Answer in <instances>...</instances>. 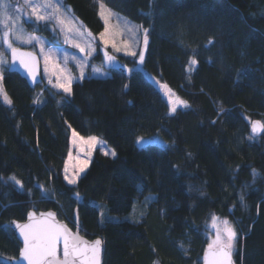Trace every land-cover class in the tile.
<instances>
[{
    "label": "trees",
    "instance_id": "1",
    "mask_svg": "<svg viewBox=\"0 0 264 264\" xmlns=\"http://www.w3.org/2000/svg\"><path fill=\"white\" fill-rule=\"evenodd\" d=\"M66 1L92 31L104 27L101 2L148 29L144 67L188 107L171 113L158 83L137 68L110 66L109 76L73 82L69 96L6 67L0 226L9 227H0V264L21 247L13 220L33 208L101 235L102 264H201L208 219L224 215L237 228L238 264H264V130L252 132L255 119L264 123V0ZM71 127L117 151L95 149L75 185L63 172ZM155 134L169 145L137 143ZM97 200L121 218L102 219Z\"/></svg>",
    "mask_w": 264,
    "mask_h": 264
},
{
    "label": "snow or ice",
    "instance_id": "2",
    "mask_svg": "<svg viewBox=\"0 0 264 264\" xmlns=\"http://www.w3.org/2000/svg\"><path fill=\"white\" fill-rule=\"evenodd\" d=\"M25 5L31 8V15L35 17L33 23L38 22H51L55 19L58 25H61L60 31L62 33H72L74 30V26L71 21H66L62 19L61 16L57 15L60 12L58 6L53 5L51 0H41L40 3H34L33 0H25ZM11 6V0L8 3H4L0 6V17H2V23L5 27H10L13 23L12 17L8 14V8ZM41 7L52 8V12L47 15L39 14V9ZM104 4L100 5V13L99 15L104 19L105 30L100 33V39L103 41L104 45L107 46L111 43L112 48L117 52L121 51V48L117 46L114 37L106 38V34L109 33V20L112 15L111 9L108 10V14L106 15L104 11ZM17 30H22L21 26H17ZM54 35H56L55 26L50 29ZM77 34L83 36V33L79 32V29H75ZM91 34L89 33V36ZM19 38V37H18ZM32 41H36L41 45V53L43 54L44 63H45V73L49 71V64H51L52 75L56 76V83L53 85L54 88L62 89L65 94L69 96L72 94V84L74 81V77L67 72L65 68L61 67L58 63L55 62V53L50 48L48 51L44 50V41L40 37L30 35L26 41V43H31ZM0 42L7 46L8 49L11 50L12 60L19 61L20 66L26 71V74L32 79V81H36L37 79V58L34 53H25L21 52L18 48L12 46L11 41L9 40V31H4L3 36L0 37ZM64 43H71L73 47L79 48L81 53H86L85 60H77L75 56H72L71 59L75 60L77 66L80 68V76L75 78L77 82L84 78H87L84 72V67L87 64V57L92 56L93 52L96 51L95 48H92L89 44L87 49L82 47L79 43L74 40L69 39V36L65 34ZM143 43L145 47L148 44V29H144ZM211 43V41L209 42ZM128 48V44L125 43V50ZM132 56H136L137 53L132 51L129 53ZM104 58L110 64L115 60V57L109 55L107 51L104 52ZM69 57L67 54L64 56L65 63H67ZM139 61L142 64L144 61V52L141 51L139 53ZM4 59L0 56V63H4ZM192 64H196V60L193 59L191 61ZM14 65L11 66V69L14 70ZM98 71V70H95ZM3 76L0 74V81H2ZM49 83H52L51 76L49 77ZM127 87V85H125ZM166 88L167 85H164ZM170 91V90H169ZM0 95H3L5 101L7 103H11V101L7 98V94L3 91L2 87H0ZM169 103L171 104L170 112L175 113L177 111V105H183L184 107H188L186 101L178 100L173 101L169 96ZM260 130H264V123L260 121L252 122V131L258 132ZM78 138V140H77ZM99 139L96 136H89L85 139V137L80 136L73 129V144L79 143L81 149H87L85 153L86 156L90 158L92 150L99 143ZM137 143L139 145L147 146V145H161L164 146L162 141L159 140L158 137L144 139L139 138ZM166 147V146H164ZM105 155H112L113 157L116 155L115 151H111L109 153L107 150L104 151ZM71 152L69 153V159H71ZM88 159H80L79 166L74 168L71 175L68 174V165L65 164V176L64 179L70 185H75L78 182L80 174L84 172V170L88 167ZM11 180L15 181L17 185H20L21 182L16 180V178L10 177ZM43 198H48L47 194ZM79 199V197H77ZM243 199V197H241ZM29 223L20 224L19 222L14 223V229H18L20 235L23 237L24 247L20 250V255L24 260L27 261V264H100L99 256H100V246L101 241L99 239L94 242H89L78 234L72 233L70 229L67 228L66 225L55 222L54 213L41 214V218L37 219L36 214L34 212H30ZM212 227L216 230L215 238L208 243L207 251L205 252L204 260L205 264H232V251L234 249L235 241L237 239V231L236 229L227 221L224 220V227L221 229L217 225V217L212 216ZM0 227L7 228L9 225H3ZM62 244L63 247V258L58 256V247Z\"/></svg>",
    "mask_w": 264,
    "mask_h": 264
},
{
    "label": "rangeland",
    "instance_id": "3",
    "mask_svg": "<svg viewBox=\"0 0 264 264\" xmlns=\"http://www.w3.org/2000/svg\"><path fill=\"white\" fill-rule=\"evenodd\" d=\"M9 0H0V6H2L4 3H8ZM34 3H40L41 0H33ZM51 3L53 5H56L59 7L60 12L57 13V15L61 16L62 19H65L66 21H71L72 25L74 26V30L72 33H62L60 31L61 25H58L54 20L51 22L45 24V22H38L33 23L31 21L35 20V17L31 15V8L25 5V0H11V6L8 8V14L12 17L13 23L10 25V27H5L2 23V17H0V37L3 36L4 31H9V40L12 43V46H24L27 48H31L35 51H37L41 58V67H42V75L44 78V81L49 83V77L51 76L52 83L50 85H54L56 81V76L52 75V68L51 64H49V71L48 73H45V63L43 54L41 53V45L40 43H37L36 41H32L31 43H26L28 37L30 35L40 37L42 41H44V50L48 51L50 48L55 53V62L58 63L61 67L65 68L67 72H70V74L74 77V81H77L75 78H78L80 76V68L77 66V63L75 60H72L71 57L75 56L77 60H85L86 53H81L79 48L73 47L71 43H64V36L67 34L69 36V39L74 40L75 42L79 43L82 47H85L87 49L88 45L90 44L92 48H95L96 51L93 52L92 56L87 57V64L84 67V72L86 77L87 76H99V77H106L111 74L110 66L111 64L107 62L104 58V52L107 51L109 53H121L125 55H130L129 53L132 51H135L137 53L136 56H133L135 58V64L128 67L127 72H131L133 69H141L144 71V73L154 82L158 83L160 88L162 89L166 99L169 102V96L173 101H186L185 99L181 98L176 91H174L168 84L166 83H159L154 76L144 67V61L142 64L139 61V53L141 51L144 52V58L146 54V48L145 45L141 43L142 35L144 36V29L145 27L142 24H139L138 22L128 18L127 16L123 15L119 11L111 8L110 6L106 5L104 2H101L104 4L105 8L104 11L106 15L108 14V10L111 9V17L109 20V33L106 34V38H113L115 39V42L118 47L121 48V51L117 52L115 49L112 48L111 43H109L107 46L104 45L103 41L100 39V33L105 30V24L104 27L99 31H92L80 18H78L72 11L71 5L66 0H51ZM100 3V5H101ZM100 7H99V13H100ZM52 12V8H45L41 7L39 9V14L41 15H47ZM102 18V17H101ZM103 23L104 19L102 18ZM43 24V27L40 28V26ZM17 26H21L22 30H17ZM28 26H31L32 28H28ZM55 26L56 28V35L53 34V32L50 30ZM75 29H79L80 33H83V36H80L77 34ZM89 33L91 34L89 36ZM19 37V38H18ZM125 43L128 44V48L125 50ZM10 49L7 48L6 45H4L2 42H0V56L3 57L4 63H0V74H4V69L9 66V52ZM67 54L69 57L67 63H65L64 56ZM132 56V55H130ZM98 70V71H95ZM73 85V84H72ZM164 85H167L165 88ZM0 87H2L3 91L7 94L3 79L0 81ZM62 90V89H59ZM170 90V91H169ZM63 91V90H62ZM0 98L5 102V99L3 95H0ZM7 98L10 100V97L7 94ZM11 101V100H10ZM187 102V101H186ZM9 104V103H7ZM169 106L171 108V104L169 103ZM183 106L178 104L177 108ZM73 129L79 133L80 136L85 137V139L89 136H96V135H83L80 132H78L75 128L71 127V133H70V152H71V159H69V154L66 158V162L68 165V174L71 175L74 168L79 166V160L80 159H88L90 165V162L93 158V154L95 149H100L103 153L105 150H107L109 153L111 151H115L117 154L116 149L109 145L104 139L101 137H98L99 143L96 145V147L92 150L90 158L86 156L87 149H81L79 143L73 144ZM158 137L160 141H162L164 146L169 145V141L161 136L160 134L155 135H142L139 138L149 139ZM78 140V138H77ZM69 152V153H70ZM110 155V154H109ZM112 156V155H111ZM88 168V167H87ZM87 168L84 170V172L87 170ZM65 169V166H64ZM63 169V172H64ZM82 172L80 176L84 173ZM65 176V172H64ZM80 178V177H79ZM96 204L98 205L100 209V215L101 218H112V219H120L121 216L118 214H111L107 210V206L104 200H97ZM212 216L217 217V225L222 229L224 227L223 221L227 220L237 231L235 223L229 219V217L219 214H212L207 222V236H208V243L211 242L212 239L215 238L216 230L212 227ZM122 217H128L131 218L132 215L127 214ZM236 242V241H235ZM235 249V245H234ZM233 249V250H234Z\"/></svg>",
    "mask_w": 264,
    "mask_h": 264
},
{
    "label": "water",
    "instance_id": "4",
    "mask_svg": "<svg viewBox=\"0 0 264 264\" xmlns=\"http://www.w3.org/2000/svg\"><path fill=\"white\" fill-rule=\"evenodd\" d=\"M15 48H18L21 52H25V53H34L36 58H37V79L36 81H32V79L26 74V71L20 66L19 61H13L12 60V54H11V50H9V66L8 69L11 71H17L19 72L23 77H25L27 79V81L29 82V84L31 86H35L36 84H44V78L42 76V67H41V58L40 55L37 51L31 49V48H27L24 46H14ZM109 55H112L113 57H115V60L111 63V67L117 70H122V71H127L128 70V64L118 55L115 53H109ZM14 65V70L11 69V66ZM254 121H260L259 119H255ZM253 121V122H254ZM261 122V121H260ZM263 123V122H262ZM263 130H260L258 132H253L254 134H258L261 133ZM30 212H34L36 214V218L40 219L41 218V214H48V213H54V220L57 223L60 224H64L67 226L68 229H70L72 231V233L74 234H78L79 236L83 237L84 239H86L89 242H94L95 240L99 239L101 241V246H100V256H99V262L100 264H102L103 262V253H104V240L103 237L101 235H97L94 237H89L85 234H83L81 232L80 229H75L73 228L64 218H61L58 215V212L53 209V208H48V209H30L29 212L27 213V216L25 219L23 220H13V230L17 236V238L20 240L21 242V247L19 249L18 255L11 257L10 258V262L12 264H27V261L23 259V257L20 255V250L24 247L23 244V237L20 235L19 230L18 229H14V223L15 222H19L20 224H25V223H29V216L28 214ZM208 246L205 248L204 253H203V258H202V262L201 264H205V260H204V256H205V252L207 251ZM58 256L60 258H63V247L62 244L58 247ZM232 264H238V262L236 261V258L234 256V252L232 251Z\"/></svg>",
    "mask_w": 264,
    "mask_h": 264
}]
</instances>
